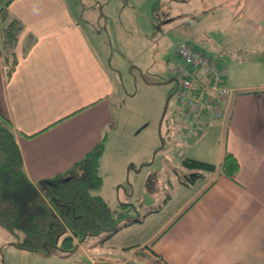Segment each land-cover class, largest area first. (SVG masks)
<instances>
[{
    "label": "crops",
    "instance_id": "crops-1",
    "mask_svg": "<svg viewBox=\"0 0 264 264\" xmlns=\"http://www.w3.org/2000/svg\"><path fill=\"white\" fill-rule=\"evenodd\" d=\"M60 1L42 0L37 12L23 15L38 41L8 77L0 59V117L13 124L34 181L68 170L103 141L113 110L116 67L64 7L57 12ZM239 7L243 28L264 49V0H242ZM216 60L221 69L228 63ZM236 67L228 64V76L222 69L234 88L221 103L224 119L203 124L188 144L215 129L217 164L227 151L234 153L240 162L235 179L219 168L206 172V182L136 249L116 252L119 246L112 245L115 252L96 256L87 246L85 264H264V81L237 79ZM135 218L130 224L144 220L142 214ZM124 236L118 245L130 244Z\"/></svg>",
    "mask_w": 264,
    "mask_h": 264
},
{
    "label": "rangeland",
    "instance_id": "rangeland-1",
    "mask_svg": "<svg viewBox=\"0 0 264 264\" xmlns=\"http://www.w3.org/2000/svg\"><path fill=\"white\" fill-rule=\"evenodd\" d=\"M241 1H60L57 12L64 7L87 38L97 39L98 46L106 48L104 61L116 67L111 70L116 79L109 97L113 110L104 129V152L98 166L102 185L93 192L103 196L112 207L127 209L132 217L142 214L144 220L124 225L110 236L105 232L89 235L78 243L74 255L56 248L45 254L20 247L11 243L14 235L0 225V264H85L83 248L87 246L96 248V256L115 252L112 245L119 246L116 252L134 250L206 182L208 171L206 176L191 182L187 173L194 170L184 166L183 159L192 157L217 163L219 135L213 129L209 137L187 146L184 156L178 154L179 82L171 80L178 77L173 71L181 60L177 46L185 40L214 59L227 61V65L222 64L224 81L231 64L237 66V79L263 82L264 49L243 28L241 8L238 9ZM6 2L0 0V59L8 77L13 56L7 57L3 48V28L14 18L21 19L24 27L16 48L18 60L28 55V43L35 45L38 35L26 17L37 12L42 0ZM5 4L8 15L3 18L1 9ZM179 177L189 183H181ZM152 209L158 211L150 212ZM124 235L130 236V244L118 245ZM136 261L134 257L132 262Z\"/></svg>",
    "mask_w": 264,
    "mask_h": 264
},
{
    "label": "trees",
    "instance_id": "trees-1",
    "mask_svg": "<svg viewBox=\"0 0 264 264\" xmlns=\"http://www.w3.org/2000/svg\"><path fill=\"white\" fill-rule=\"evenodd\" d=\"M1 14L3 18L8 15L6 4ZM23 27L21 19L14 18L2 31L3 48L7 57L13 56L9 74L18 62L16 48ZM30 46L31 41L27 48ZM103 152L101 141L68 170L34 181L27 173L14 126L1 115L0 225L14 235L18 246L44 253L49 249L52 253L54 248L73 253L85 234L105 232L110 236L132 222L127 209L114 208L93 192L102 185L98 166ZM183 165L194 170L187 173L191 182L218 168L219 173L235 179L240 169V162L231 151L224 154L219 165L192 157L184 158Z\"/></svg>",
    "mask_w": 264,
    "mask_h": 264
},
{
    "label": "built area",
    "instance_id": "built-area-1",
    "mask_svg": "<svg viewBox=\"0 0 264 264\" xmlns=\"http://www.w3.org/2000/svg\"><path fill=\"white\" fill-rule=\"evenodd\" d=\"M177 52L181 57L173 67L179 77L181 140L177 150L180 156H184L199 127L224 119L225 110L221 103L234 93V88L224 82V72L218 67L217 60L205 51L195 49L183 40L177 46Z\"/></svg>",
    "mask_w": 264,
    "mask_h": 264
},
{
    "label": "water",
    "instance_id": "water-1",
    "mask_svg": "<svg viewBox=\"0 0 264 264\" xmlns=\"http://www.w3.org/2000/svg\"><path fill=\"white\" fill-rule=\"evenodd\" d=\"M171 80H176V81H177V77H172ZM169 100H170V97H168V100H167V102H166V105H165V112L167 111ZM135 219H137V217H136ZM89 235H93V233H89ZM86 237H87V234H85V235L83 236V238L79 240L78 243H81ZM11 243L16 244L15 241H12ZM44 244L47 245L48 243L45 242ZM56 246L58 247V245H55V247H56ZM39 252L44 253V252H42V251H39ZM50 253H51V250H50V249H49L47 252H45V254H50Z\"/></svg>",
    "mask_w": 264,
    "mask_h": 264
},
{
    "label": "flooded vegetation",
    "instance_id": "flooded-vegetation-1",
    "mask_svg": "<svg viewBox=\"0 0 264 264\" xmlns=\"http://www.w3.org/2000/svg\"><path fill=\"white\" fill-rule=\"evenodd\" d=\"M178 79V78H177Z\"/></svg>",
    "mask_w": 264,
    "mask_h": 264
}]
</instances>
